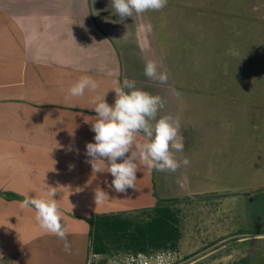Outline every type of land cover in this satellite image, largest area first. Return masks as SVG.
<instances>
[{
  "label": "crops",
  "instance_id": "0c3cea01",
  "mask_svg": "<svg viewBox=\"0 0 264 264\" xmlns=\"http://www.w3.org/2000/svg\"><path fill=\"white\" fill-rule=\"evenodd\" d=\"M174 1L122 20L111 0H0V264H87L88 218L151 208L154 192L162 199L192 192L188 177L196 162L176 172L142 167L136 190L116 193L108 187L111 174L92 176L85 154L86 144L95 142L84 121L95 115L94 97L108 91L106 102L113 105L111 88L125 78L160 95L166 103L158 117H178L184 137L181 95L174 94L183 77L176 50L181 44L197 47V34H205L204 43L208 34L195 25L181 28ZM149 59L167 71V83L144 75ZM85 75L98 89L68 97ZM185 146L184 138L178 159L189 158ZM46 184L64 186L54 198L66 218L70 252L39 229L34 210L20 207L25 194L46 197ZM97 186L109 197L96 205Z\"/></svg>",
  "mask_w": 264,
  "mask_h": 264
},
{
  "label": "rangeland",
  "instance_id": "374dc122",
  "mask_svg": "<svg viewBox=\"0 0 264 264\" xmlns=\"http://www.w3.org/2000/svg\"><path fill=\"white\" fill-rule=\"evenodd\" d=\"M173 3L181 28L208 34L176 50L185 147L196 162L192 192L173 198L178 254L186 264H264V236H227L253 232L247 224L264 217V0Z\"/></svg>",
  "mask_w": 264,
  "mask_h": 264
},
{
  "label": "clouds",
  "instance_id": "9594fccd",
  "mask_svg": "<svg viewBox=\"0 0 264 264\" xmlns=\"http://www.w3.org/2000/svg\"><path fill=\"white\" fill-rule=\"evenodd\" d=\"M115 13L120 19L139 16L148 11H160L167 6L168 0H111ZM144 75L154 82L165 84L167 71H161L157 61L149 59L145 63ZM99 87L91 76H81L68 89V97L83 96L85 90L95 92ZM110 90V89H109ZM115 92V102L109 105L106 94L93 99L94 116H85V123L90 124L95 133L94 143L86 144V161L91 165L92 176L109 173L113 177L110 184L104 183L116 193L136 190L137 174L141 168L157 172H176L182 166L190 165L187 157L178 159L176 153L184 150V137L180 133L181 122L178 117L158 113L166 101L158 94L154 95L136 87L134 80L125 78L122 84L114 82L111 88ZM177 97L181 94L174 93ZM58 144V143H57ZM119 161V162H118ZM55 163V161H54ZM73 167L70 165V168ZM51 171H55L53 168ZM46 197L25 194L20 202L21 209L34 210L35 221L39 229L47 235H54L64 242L65 251L70 252L67 240L69 229L66 218L60 210L55 195L59 184L52 187L46 184ZM76 192L82 191L77 188ZM95 204H102L108 193L97 186L94 190ZM71 193H69L70 195ZM70 203V202H69ZM71 204V203H70ZM72 205V209L75 205Z\"/></svg>",
  "mask_w": 264,
  "mask_h": 264
},
{
  "label": "trees",
  "instance_id": "16d2710c",
  "mask_svg": "<svg viewBox=\"0 0 264 264\" xmlns=\"http://www.w3.org/2000/svg\"><path fill=\"white\" fill-rule=\"evenodd\" d=\"M177 201L156 198L151 208L91 216L87 220V261L95 255L110 257L119 253L159 250L178 252L181 219L180 211L174 207Z\"/></svg>",
  "mask_w": 264,
  "mask_h": 264
},
{
  "label": "built area",
  "instance_id": "2783aa9c",
  "mask_svg": "<svg viewBox=\"0 0 264 264\" xmlns=\"http://www.w3.org/2000/svg\"><path fill=\"white\" fill-rule=\"evenodd\" d=\"M107 258L108 264H186L187 258L171 250H159L136 253H119L110 257L95 255L87 264H96L100 259Z\"/></svg>",
  "mask_w": 264,
  "mask_h": 264
},
{
  "label": "flooded vegetation",
  "instance_id": "af4514ba",
  "mask_svg": "<svg viewBox=\"0 0 264 264\" xmlns=\"http://www.w3.org/2000/svg\"><path fill=\"white\" fill-rule=\"evenodd\" d=\"M252 220L253 223L247 225H251L252 228L249 229H253V232L247 231L239 234H228L227 236H264V217H260V214H257Z\"/></svg>",
  "mask_w": 264,
  "mask_h": 264
}]
</instances>
